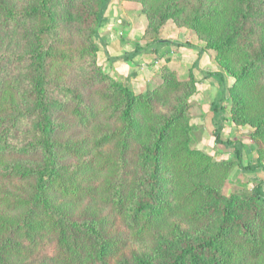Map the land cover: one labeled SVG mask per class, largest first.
I'll return each instance as SVG.
<instances>
[{
    "label": "trees",
    "instance_id": "trees-1",
    "mask_svg": "<svg viewBox=\"0 0 264 264\" xmlns=\"http://www.w3.org/2000/svg\"><path fill=\"white\" fill-rule=\"evenodd\" d=\"M24 1L0 0V26L29 24L33 39L0 48V264H264L263 182L221 192L234 164L264 172V0H137L151 39L122 55L157 51L169 19L195 31L198 54L213 49L232 78L204 74L227 160L196 147L191 71L179 80L163 64L159 83L135 91L98 63L110 0ZM225 121L252 128L254 162L221 139ZM133 242L149 252L128 258Z\"/></svg>",
    "mask_w": 264,
    "mask_h": 264
},
{
    "label": "crops",
    "instance_id": "crops-1",
    "mask_svg": "<svg viewBox=\"0 0 264 264\" xmlns=\"http://www.w3.org/2000/svg\"><path fill=\"white\" fill-rule=\"evenodd\" d=\"M124 3L120 0L109 1L97 35L99 63L111 75L126 82L135 91L158 80L156 70L161 64L167 63L177 71L178 69L183 70L190 65V71L196 80L197 93L194 95L195 100L197 99L200 103L203 100L205 101L203 97H206L207 94L210 97V100L206 101V105L204 101L201 104L203 116L199 122L202 121L204 129L211 130L212 135L213 126L209 107L216 93L217 83L213 77H207L204 74L205 72H215L217 70L212 62L210 53L206 50H201L198 54V49L202 46L195 41L187 39L183 32L176 31L177 33H173L168 38L163 39L165 44L159 46L157 51L141 52L129 59H123L122 55L133 50L135 44L139 46L145 44L143 41H140L139 34L137 35L134 30V21L130 17L132 14L130 10L136 11L135 9L138 6L134 5L135 9L130 8L125 11ZM122 9L125 13L121 12ZM224 79L227 85L228 78L225 75ZM230 125L225 121L220 135L221 139L225 140L222 137V133L224 130L229 129ZM217 145L223 150H232L231 148L224 147L222 144ZM243 150L241 162L245 164L243 162ZM215 153L217 155L219 152L216 151ZM231 154L233 156L232 152ZM247 173L257 175L256 177L260 178L259 181L263 182L262 188L264 190V176H259L261 173L264 175V172Z\"/></svg>",
    "mask_w": 264,
    "mask_h": 264
},
{
    "label": "rangeland",
    "instance_id": "rangeland-1",
    "mask_svg": "<svg viewBox=\"0 0 264 264\" xmlns=\"http://www.w3.org/2000/svg\"><path fill=\"white\" fill-rule=\"evenodd\" d=\"M120 1L125 2L124 3L125 11L130 9V8L135 9L133 7L134 5L138 6V7H136L137 9H135L137 12L132 10V9L130 10V11H132V14L130 15V17L134 21V30L136 31L137 35L139 34L140 41H143L144 43L148 42L151 38H149V37L144 38L143 37V34H144L145 29H146L147 24H148V20H147L146 16L141 11V3L138 2L137 0H120ZM7 2L13 7L14 10H19L25 5L24 0H7ZM121 12L125 13L123 9L121 10ZM3 22L4 21H2V24H4V25L0 26V48L8 50V51L19 52V51H22V50L29 48L31 46V42L33 41V39L31 38V35H30L31 32L29 31V27H30L29 24L21 23L20 25H14L13 23L8 22V25L7 24L5 25V22L4 23ZM158 30H159V32H158L157 37L160 40L166 39L171 34L177 33L176 31H178V32H183L187 39L197 42L202 47H204L206 44L205 41L202 40L195 33V31H193L192 29L187 28L186 26H183V25L178 26L171 19L164 22V24ZM95 42L98 46V39H96ZM204 50H206L210 53L212 62L214 63L216 70L217 71H220V70L223 71V69H220L219 65L216 62L215 51L213 49H210V48H206ZM97 57H98V52H97ZM98 63H99V61H98ZM164 64L175 71L179 80H184L188 77V73L190 71V65H188L183 70L178 69V71H177L175 68H173L169 64H167V63H164ZM161 65H163V64H161ZM101 66L105 70L104 66L103 65H101ZM22 67H23L22 65L18 66L19 69ZM14 68H15V66H14ZM158 68L156 70V77L158 80H156L155 82H151L147 85L152 86V85H155V84L160 82L161 79H160V76L158 73ZM21 70H25V68H22ZM106 72H108V71H106ZM108 73L110 74V72H108ZM223 73L228 78L227 86L231 85L232 78L226 72L223 71ZM111 76H113V75H111ZM113 77L118 79L115 76H113ZM124 83H126V82H124ZM147 85H145L144 88ZM141 89H143V88H141ZM141 89H139V90H141ZM196 93H197V90H196V83H195V92L191 96L192 104L190 106L189 112H190V116H191L190 122H191V124L194 125L193 138H194V142L196 143V147L203 150L204 152H206L210 155H213L216 159H223V160L233 159V156L231 154L232 150H230V149L223 150L220 146H218L216 143H214L213 137L211 135V130H207V129L205 130L204 125L202 124V121L199 122L203 116V113H202L203 110H202L201 104H203L204 100L201 101L200 103L197 101V99L195 100L194 95H196ZM203 98L205 99L204 102L206 105V101L210 100L209 94H207V96L203 97ZM229 103H230L229 101L227 103H225V105L227 106V111L229 110V107H230ZM203 107H204V105H203ZM227 123H229L231 125H230L229 129H226L223 131L222 137L224 139L239 140V141L243 142V144H244L243 162L245 164H247L249 161L254 162L256 160L257 153H256V145H255L254 141L252 140V138L250 137V131L252 130V128L246 124L245 125H236L231 121H227ZM216 151L219 152L217 155L215 153ZM261 174L259 176H261V177L264 176L263 174L262 175ZM256 176L257 175H250L247 172L241 171V169L236 164H234L232 166V168L230 169V171H229V173H228V175L224 181V184L222 185L221 192L225 196H228L230 193H232L234 191H243L245 194L249 193L251 191V189L254 187V185L257 182H259L260 178H258ZM146 252H149V246H148L147 242H145V243H136V242L130 243L127 245V248L125 250L126 256L128 258L131 257V253L143 254ZM51 255H52L51 249L47 248V249H45V251H42L35 259L38 260L41 257H48V256L50 257Z\"/></svg>",
    "mask_w": 264,
    "mask_h": 264
}]
</instances>
